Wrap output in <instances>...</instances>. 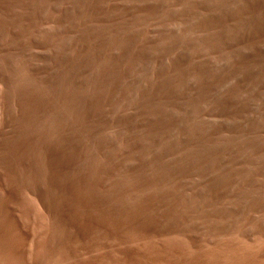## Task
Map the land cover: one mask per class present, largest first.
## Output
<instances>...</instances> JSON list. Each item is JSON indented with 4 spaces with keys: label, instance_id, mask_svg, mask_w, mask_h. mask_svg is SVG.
<instances>
[{
    "label": "rangeland",
    "instance_id": "obj_1",
    "mask_svg": "<svg viewBox=\"0 0 264 264\" xmlns=\"http://www.w3.org/2000/svg\"><path fill=\"white\" fill-rule=\"evenodd\" d=\"M0 264H264V0H0Z\"/></svg>",
    "mask_w": 264,
    "mask_h": 264
}]
</instances>
